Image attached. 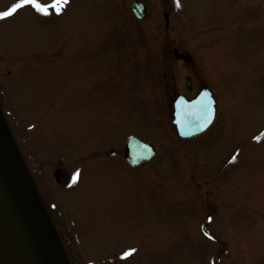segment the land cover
<instances>
[{
	"label": "rangeland",
	"instance_id": "374dc122",
	"mask_svg": "<svg viewBox=\"0 0 264 264\" xmlns=\"http://www.w3.org/2000/svg\"><path fill=\"white\" fill-rule=\"evenodd\" d=\"M201 87L214 121L180 139L170 98ZM130 136L148 164H125ZM3 157L60 264H264V0H69L0 20V185L23 221Z\"/></svg>",
	"mask_w": 264,
	"mask_h": 264
},
{
	"label": "water",
	"instance_id": "95a60500",
	"mask_svg": "<svg viewBox=\"0 0 264 264\" xmlns=\"http://www.w3.org/2000/svg\"><path fill=\"white\" fill-rule=\"evenodd\" d=\"M131 12L138 20L146 16L145 6L138 1L131 4ZM163 18L166 27V14ZM173 56L176 60H183L186 63L191 60L188 56L179 54L176 49L173 50ZM214 117L215 102L208 89H202L191 100L178 96L172 103L171 125L181 139H189L204 133L213 123ZM114 155V152L106 153L107 157ZM154 155L152 145L136 138H129L123 149V159L131 168L148 164ZM53 176L58 183L60 171L55 170ZM24 227V223L19 222L16 217L11 202L4 197L0 185V264H47L42 257L41 248L31 236L29 229Z\"/></svg>",
	"mask_w": 264,
	"mask_h": 264
},
{
	"label": "bare ground",
	"instance_id": "6f19581e",
	"mask_svg": "<svg viewBox=\"0 0 264 264\" xmlns=\"http://www.w3.org/2000/svg\"><path fill=\"white\" fill-rule=\"evenodd\" d=\"M2 161H4L3 164L4 167H6V170L3 168L5 173V174L3 173V175L7 176L8 185H10L12 190H14L15 194L17 195L18 201L22 205L21 208L22 212H24L25 215L24 217L21 216L22 217L21 219L23 221L19 220V222L24 223L25 225L24 228L29 229L31 236H33L35 242L41 248L42 250L41 253L43 255L42 257L44 259V262H46L47 264H60L58 258L55 255L53 247L51 246L48 237L45 234V231L39 222V219L35 216L32 207L30 206V204H28L27 200L24 198L20 185L16 182L15 177L12 175V173H10L9 169L7 168L8 166L4 157ZM9 201L12 204V200ZM35 262L36 260L34 261V263Z\"/></svg>",
	"mask_w": 264,
	"mask_h": 264
},
{
	"label": "snow or ice",
	"instance_id": "6c2138e0",
	"mask_svg": "<svg viewBox=\"0 0 264 264\" xmlns=\"http://www.w3.org/2000/svg\"><path fill=\"white\" fill-rule=\"evenodd\" d=\"M69 4V0H50V2L45 3L43 0H18L10 9L4 12H0V20L6 19L9 16L14 15L19 9L24 8L25 6H30L37 13H40L44 16H48L51 12H55V14L60 15L63 13L64 9ZM177 4L179 6V0H177ZM259 139V138H257ZM75 182V177H74ZM207 235V233H205ZM135 249H130L129 251L123 254L122 258H127L135 252Z\"/></svg>",
	"mask_w": 264,
	"mask_h": 264
},
{
	"label": "flooded vegetation",
	"instance_id": "af4514ba",
	"mask_svg": "<svg viewBox=\"0 0 264 264\" xmlns=\"http://www.w3.org/2000/svg\"><path fill=\"white\" fill-rule=\"evenodd\" d=\"M173 50L174 49H172V51H171V54H172V56H173ZM185 56V55H184ZM173 58H174V56H173ZM190 58V57H189ZM175 59V58H174ZM191 59V58H190ZM176 60V59H175ZM177 62H182L183 64H185V65H190L191 64V60H190V62L189 63H186V62H184L183 60H176ZM184 85H185V90L188 92V93H190L191 91H192V87H191V84H190V80H189V78L188 77H185L184 78ZM202 89H206L205 87H201V88H199L198 89V91L192 96V97H190V98H186V97H184L183 95H180V94H176V95H174V96H171V98H170V109H171V113H172V103H173V101H174V99L176 98V97H178V96H183L186 100H191V99H193V98H195L196 97V95L202 90ZM129 138H135V136H130V137H128V138H126V140H125V143H124V146H125V144H126V142H127V140L129 139ZM124 146H123V149H124Z\"/></svg>",
	"mask_w": 264,
	"mask_h": 264
}]
</instances>
